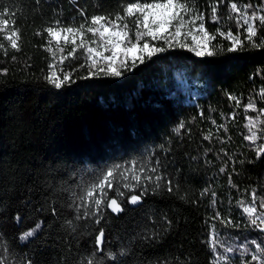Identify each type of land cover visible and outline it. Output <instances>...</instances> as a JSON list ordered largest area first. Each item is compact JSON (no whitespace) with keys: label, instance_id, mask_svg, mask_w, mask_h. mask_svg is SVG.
Returning <instances> with one entry per match:
<instances>
[{"label":"trees","instance_id":"obj_1","mask_svg":"<svg viewBox=\"0 0 264 264\" xmlns=\"http://www.w3.org/2000/svg\"><path fill=\"white\" fill-rule=\"evenodd\" d=\"M130 2L137 0H0V13L9 10L4 17L9 26L0 30V43L7 51L5 56L0 50V69H8L0 75V234L34 264H80L94 250L101 228L105 250H127L120 257L124 264H210L209 225L217 211L241 225L223 228L215 221L224 239L238 244L257 238L254 229L243 226L246 214L237 201H250L252 189L264 195V154L257 158L254 150L264 141L253 144L244 139L250 134L249 116L258 137L264 130V71H257L264 69V48L219 51L203 58L177 48L121 77H88L89 69L80 67L86 64V50L77 48L69 56L73 45L60 41L61 52L43 31L56 19L78 26L94 14L123 15V6ZM232 2L241 7L264 4L224 0L218 4L220 20L212 22L211 5L217 0H198L210 33L225 24L236 32L235 20L227 19ZM134 19L127 20L132 32ZM15 29L21 37L18 51L5 39ZM216 35L214 43L220 48L230 46ZM49 64L61 78L71 73L74 82L56 89L45 79ZM250 98L255 109L245 108ZM181 121L185 128L176 132ZM209 131L210 141L203 138ZM133 160L146 168L158 166L173 181V191L162 181L165 186L149 190L141 203L132 205L128 198L139 195L140 189L130 191L124 181L115 180L108 199L123 193L124 210L116 214L105 206L99 224L94 218L76 219L83 209L75 211L72 194H79L82 178L90 180L89 172L99 173L113 164L130 167ZM37 223L41 227L36 235L22 243L18 237ZM153 233L157 235L149 238Z\"/></svg>","mask_w":264,"mask_h":264},{"label":"snow or ice","instance_id":"obj_2","mask_svg":"<svg viewBox=\"0 0 264 264\" xmlns=\"http://www.w3.org/2000/svg\"><path fill=\"white\" fill-rule=\"evenodd\" d=\"M223 2L224 0H217L216 4L211 5L210 19L212 22L220 20L218 4ZM197 5L198 0H162V2L153 0V2L144 3L137 0V2H130L123 6V15L120 12L94 14L90 17V20H86L78 26L65 25L60 19H56L43 31L51 38L49 44L55 41L58 50L61 52L64 51V48L60 47L61 40L65 45H73L74 47L68 53L69 56L73 55L77 48L86 50L88 54L86 64H81L80 67L89 69L88 77H121L125 72L137 70L142 65L147 66L149 62L153 61V58L163 59L162 54L177 48L190 51L200 58L213 57L219 51L239 53L248 48H264V4L253 5L247 3L241 7L236 2L230 3L227 19L229 21L235 20L236 32L234 33L231 25L227 24L217 27L215 30L219 37H223L230 42V46L226 49L220 48L217 43H214V41H217V35L208 31L204 23V13L199 10ZM8 12L9 10L6 9L5 13H0V30L9 26V20L4 18ZM232 13L236 14L235 17L231 15ZM113 15L114 19L112 18ZM130 17H135L132 21V27L135 28L134 32L131 31L130 24L127 22ZM197 21H199V24H197ZM223 27H226L227 30H222ZM241 28L244 29L243 33L240 32ZM88 33L92 34L93 37H98V47L91 46L97 44L96 39L91 41L85 39ZM41 34L40 31L36 33V35ZM189 37L190 43L187 42ZM5 39L10 42L11 49L19 50L21 39L19 29L11 31ZM78 39L79 44H77ZM158 42H163V45L159 46ZM0 50H4L2 43H0ZM47 50L55 56V52L51 47H48ZM105 53L110 54L106 55ZM4 55H7L6 50H4ZM64 59V57H61V64ZM13 60H15V57H13ZM257 71L259 73L264 69H258ZM7 72V68L0 69V75H6ZM45 79L56 89H61L74 82L71 73H64L61 78V75L55 70L54 64H49V73ZM260 93V99L264 100V88L260 89ZM229 98L236 100L237 104L240 103L234 96ZM245 108L255 109L256 102L250 98ZM260 112L264 113V108H261ZM200 115L203 117V111L200 112ZM232 115L234 118L235 114ZM248 122L250 134L246 135L244 139L253 142V144L258 139L264 141V130L261 131L259 137L254 130L256 128L254 118L249 116ZM211 123L215 125L216 121L213 119ZM184 128L185 124L181 121L175 131L179 132ZM219 128H223L225 132L228 130L223 124L219 125ZM219 128L217 131H219ZM212 137L213 133L209 131L203 138L210 141ZM254 150L257 158H259L264 154V142L257 145ZM221 151L223 152L224 149L221 148ZM155 163L159 165L158 160ZM220 171L224 172L225 169L222 167ZM88 176L92 179L82 178L81 183L78 185L80 188L79 194L73 192V204L77 213H80L83 209L82 215H77L76 219L94 218L96 224H99L103 219L105 206L116 214L124 210L122 207L123 193L108 199V190L113 188L115 180L124 181V188L130 191L140 189L139 195H131L128 198V203L132 205L141 203L149 190L155 192L165 186L162 181L166 183L169 192L173 191V181L163 176L158 166L146 168L136 160L130 162V167L125 168L122 164H113L99 173L89 172ZM229 183L232 184L231 173H229ZM232 187H235V185L232 184ZM207 191L205 189V193ZM212 197V205L214 206L216 204L215 192L212 193ZM257 202L259 203L257 204ZM237 203L242 208V213L246 214V224L243 226L254 229L257 238L251 241L245 238L238 244L230 243L229 240L224 239L221 229L217 228L215 221H219L223 228H239L241 225L234 222L231 217L225 219L219 211L215 212V215L211 217L213 223L209 225L210 234L213 237L210 242V251L213 254L210 264H236L237 259H239V264H254V262L264 264V238H262L264 237V195H257L256 189H252L250 201L241 200ZM73 204H69V207L72 208ZM52 211L55 213V208ZM20 219L17 214V222ZM164 219L168 225L171 224V221L167 220L166 217ZM66 223L71 225L72 221H66ZM40 227L41 223H37L34 228L23 232L18 239L22 243L27 242L36 235ZM156 235L157 233H153L149 238H154ZM105 237V230L101 228L96 236L94 250L87 256L82 257L80 264H105V261L108 264H124L120 257L126 255L127 250L121 249L119 252L111 249L105 250ZM0 264H34V261L25 253L17 254L15 249L10 247L9 242L0 234Z\"/></svg>","mask_w":264,"mask_h":264},{"label":"rangeland","instance_id":"obj_3","mask_svg":"<svg viewBox=\"0 0 264 264\" xmlns=\"http://www.w3.org/2000/svg\"><path fill=\"white\" fill-rule=\"evenodd\" d=\"M185 19H187V17H185ZM175 23V22H174ZM197 24H199V21H197ZM74 26H76V25H74ZM85 39L87 40V41H91V40H93V39H96L97 41H98V37H93L92 36V34H90V33H88V34H86V36H85ZM61 42H63L62 40H61ZM187 42H191L190 41V37L188 38V40H187ZM80 43V41H79V39L77 40V44H79ZM93 47H98L99 46V41L97 42V44H94V45H92ZM106 55H108V54H110V53H105Z\"/></svg>","mask_w":264,"mask_h":264}]
</instances>
